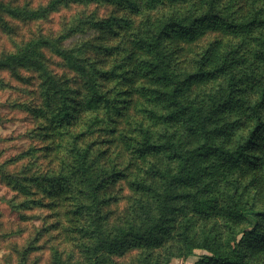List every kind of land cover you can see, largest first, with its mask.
Instances as JSON below:
<instances>
[{"label":"trees","instance_id":"16d2710c","mask_svg":"<svg viewBox=\"0 0 264 264\" xmlns=\"http://www.w3.org/2000/svg\"><path fill=\"white\" fill-rule=\"evenodd\" d=\"M190 2L116 0V6L126 11L144 6L140 22L125 40L133 51L130 68L136 74L128 91L138 98L131 101L127 112L119 106L115 109L109 90L101 83L114 74L116 47L94 51L106 58L114 55L108 67L99 66L103 62L99 56L84 55L77 48L49 49L76 75L77 90L57 78L32 42L11 56L23 67L37 70L39 104L34 111L40 132L49 142L52 137L61 139L54 146L42 145L41 149H49L51 144L54 166L41 171L38 165V178L34 179L53 181L49 188L60 181L62 191L86 193L96 202L108 186L107 180L120 176L124 167L135 174L152 157L165 158V165L155 160L151 173L144 169L145 173L138 174L144 180L136 181L137 189L149 199L143 206L152 216L150 224L122 228L120 244L142 249L161 247L174 239L177 248L164 264H171L174 258H196L194 264H261L248 258L245 249L264 239V208L256 205L260 192L249 195V187L239 175L231 178L230 174L234 168L238 172L243 166L264 165V0H251L245 15L232 10L234 0H224L221 5L218 0H199L198 5ZM184 4H188L186 9L181 8ZM107 21L111 19L103 22ZM121 21L125 17L116 18L114 26ZM204 29H216L230 38L216 55L212 43L207 47L201 59L207 60L206 69L201 65L190 72L176 66L168 40L192 41ZM202 79L214 85L201 95L190 93L193 83ZM114 123L113 140L125 153L127 165L117 156L116 162L109 157L99 161L97 149H93L96 143L83 141L86 135L113 132L110 126ZM220 172L224 173L222 180ZM214 211L223 217L220 226L224 230L204 222L196 226L195 216L209 219ZM211 221L215 223L216 218ZM116 243L109 236L100 237L92 251V264H108L103 253Z\"/></svg>","mask_w":264,"mask_h":264},{"label":"rangeland","instance_id":"374dc122","mask_svg":"<svg viewBox=\"0 0 264 264\" xmlns=\"http://www.w3.org/2000/svg\"><path fill=\"white\" fill-rule=\"evenodd\" d=\"M190 1L199 3V0ZM222 1L218 0L219 5ZM250 5L251 0H234L232 10L236 15H245ZM187 7L188 4H184L181 8ZM142 11L143 5L131 11L120 9L116 0H0V264H92L94 246L100 237L105 236L117 241L116 247L103 253L108 264H164L168 254L176 250L174 239L166 240L161 247L142 249H133L131 244L121 245L119 242L122 228L150 224L151 214H146L143 206L149 204V199L146 193L137 189L136 181L144 180L138 176L141 172L151 173L149 169L155 160L165 165V158L152 157L148 163L136 168L138 172L135 174L123 166L120 176L107 180L108 186L96 202H92L86 193L66 188L62 191L60 181L50 188L53 181H43L48 185L45 188L34 179L38 178V165H41V171L54 166L51 165L55 158L51 144L49 149H41L42 145L52 143L54 146L61 139L52 137L53 141L49 142L47 135L40 132L41 123L34 111L39 104L37 70L23 67L21 62H14L11 58L26 43L32 42L35 51L43 53L45 62L57 78L77 90L76 75L65 68L49 49L73 47L83 50L84 55L96 56L97 47H116L114 74L101 83L109 90L107 93L115 109L119 106L127 112L131 110V101L138 98L128 91L136 81V74L130 68L134 62L133 51L125 40L140 22ZM118 17H125V21L114 26ZM109 18L111 21L105 24L103 21ZM197 37L192 41L168 40L173 61L179 68L194 72L203 65L206 69L208 62L201 59L207 47L212 43L216 55L230 38L216 29H204ZM101 54L99 51L97 55L103 59L99 66L111 65L114 55L106 58V54ZM213 85L206 79L196 80L190 93L201 95ZM112 119H116L115 116ZM42 125L45 128V124ZM114 125L110 127L113 129ZM114 132L113 129V132H99L96 136L86 135L83 141L96 143L93 149H97L99 161L109 157L110 161L116 162L117 156L122 165H127L125 153L113 140L116 137ZM108 149L110 156H107ZM114 167L116 170V164ZM238 175L239 180L249 187V195L255 190L260 192L256 205L264 208V165L243 166L238 172L234 168L231 178ZM219 177L222 180L224 173L220 172ZM50 189L54 191L49 192ZM208 217L195 216L194 223L198 226L204 222L222 228L223 217H218L215 211ZM212 218H216L215 223ZM254 244L245 248L246 255L264 264V239ZM195 259L174 258L171 264H194Z\"/></svg>","mask_w":264,"mask_h":264}]
</instances>
